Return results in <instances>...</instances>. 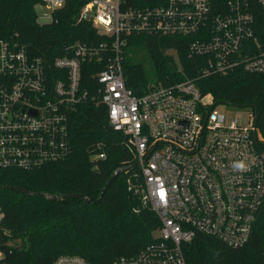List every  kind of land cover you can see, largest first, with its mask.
Instances as JSON below:
<instances>
[{
	"label": "built area",
	"instance_id": "1",
	"mask_svg": "<svg viewBox=\"0 0 264 264\" xmlns=\"http://www.w3.org/2000/svg\"><path fill=\"white\" fill-rule=\"evenodd\" d=\"M84 1L78 21L91 22L111 44L75 42L50 66L25 44L0 37V168L33 170L68 159L73 109L102 105L137 170L130 167L128 189L160 223L153 242L108 264H187L183 246L198 234L244 247L264 208V104L216 105L191 79L152 82L136 95L126 84L124 48L131 37L181 38L182 53L203 61L201 77L264 76V0ZM67 2L40 0L35 10L44 7L48 21L36 12L37 22L51 23ZM225 106L246 110L247 120L228 122L219 110ZM5 219L0 203V264ZM54 264L91 263L62 255Z\"/></svg>",
	"mask_w": 264,
	"mask_h": 264
},
{
	"label": "trees",
	"instance_id": "2",
	"mask_svg": "<svg viewBox=\"0 0 264 264\" xmlns=\"http://www.w3.org/2000/svg\"><path fill=\"white\" fill-rule=\"evenodd\" d=\"M39 2L0 0V37L25 44L32 56L43 58L50 66L75 42L111 44L112 39L101 35L91 22L78 21L86 1L68 0L53 21L43 25L37 22L35 7ZM260 22L264 24L263 17ZM181 41L161 36L131 37L124 48L127 87L143 95L152 82L171 85L191 79L203 94L212 96L216 105L262 109L263 75L237 71L201 77L203 61L184 55L178 46ZM127 47L147 51L154 81L148 79L142 63L127 58ZM92 74H85L86 82H93ZM70 134L72 154L64 161L33 170L0 168L6 264H54L62 255L108 264L121 256H133L154 241L153 233L160 223L141 198L128 189V172L131 166L136 167L125 137L109 124L106 108L90 102L76 106L71 113ZM99 152H105L106 157L95 158ZM121 168L125 172L109 185L99 204L72 196L97 201L113 173ZM183 251L187 264H264V208L244 247H228L198 234L183 246Z\"/></svg>",
	"mask_w": 264,
	"mask_h": 264
},
{
	"label": "rangeland",
	"instance_id": "3",
	"mask_svg": "<svg viewBox=\"0 0 264 264\" xmlns=\"http://www.w3.org/2000/svg\"><path fill=\"white\" fill-rule=\"evenodd\" d=\"M37 14L43 18L42 23H46V9L44 7L38 6L36 8ZM125 54L129 60L132 62H139L142 63L145 73L150 81L155 80V72L153 68V64L151 58L147 51L140 47H127L125 49ZM209 100H211L209 98ZM220 111L224 112L227 118V121L230 122L231 120L235 119L236 117L239 119L240 122H245L247 120V111L243 110L239 107H232V106H225L224 108H219ZM134 174L137 172L136 169L132 171Z\"/></svg>",
	"mask_w": 264,
	"mask_h": 264
},
{
	"label": "water",
	"instance_id": "4",
	"mask_svg": "<svg viewBox=\"0 0 264 264\" xmlns=\"http://www.w3.org/2000/svg\"><path fill=\"white\" fill-rule=\"evenodd\" d=\"M86 19L88 20V15L86 16ZM123 171L124 170H122V169H118V170H116L114 173H113V175H112V177L110 178V180L107 182V184L104 186V188H103V190H102V192H101V194H100V197L98 198V200L97 201H92V200H90V199H87L86 197H84V196H82V195H76V194H73L72 196H77V197H81V198H83L84 199V201L86 202V203H89V204H92V203H97V204H99L101 201H102V198H103V195L105 194V192L107 191V189H108V187H109V185L120 175V174H122L123 173ZM53 200H56L57 199V197L56 196H54L53 198H52Z\"/></svg>",
	"mask_w": 264,
	"mask_h": 264
},
{
	"label": "clouds",
	"instance_id": "5",
	"mask_svg": "<svg viewBox=\"0 0 264 264\" xmlns=\"http://www.w3.org/2000/svg\"><path fill=\"white\" fill-rule=\"evenodd\" d=\"M235 167L242 168L243 164L238 163V164L235 165Z\"/></svg>",
	"mask_w": 264,
	"mask_h": 264
}]
</instances>
